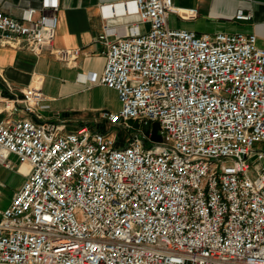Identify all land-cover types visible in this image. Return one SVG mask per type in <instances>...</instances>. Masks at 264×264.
I'll list each match as a JSON object with an SVG mask.
<instances>
[{
  "label": "built area",
  "instance_id": "built-area-1",
  "mask_svg": "<svg viewBox=\"0 0 264 264\" xmlns=\"http://www.w3.org/2000/svg\"><path fill=\"white\" fill-rule=\"evenodd\" d=\"M48 7L57 9L45 0ZM118 7L150 27L122 33L106 23L97 38L107 63L101 77L87 78L121 102L101 114L109 131L37 121L46 99L40 84L0 88V160L13 167L14 155L31 166L0 213V264H264L257 36L170 28L171 14H199L173 0L104 6L106 19ZM44 11L0 12V44L76 64L81 50L56 46L59 18ZM20 111L27 117L13 118ZM132 121L140 127L122 138ZM151 123L158 140L145 130Z\"/></svg>",
  "mask_w": 264,
  "mask_h": 264
},
{
  "label": "crops",
  "instance_id": "crops-1",
  "mask_svg": "<svg viewBox=\"0 0 264 264\" xmlns=\"http://www.w3.org/2000/svg\"><path fill=\"white\" fill-rule=\"evenodd\" d=\"M131 0H49L56 3L44 8L45 0H0V12L19 18L28 8L56 13L59 18L56 32V46L64 49H80L76 64L67 65L46 51L35 54L27 49H18L0 44V88L10 85L16 92L30 85L40 84L45 101L39 111V122H64L69 131L89 125L96 129L107 127L101 118L104 112L116 113L121 109L114 106L113 99L119 100L116 90L88 80L89 74L102 76L107 63V47L98 41L106 23L118 32H128L137 26L140 32L149 29V24L140 23L135 15L125 14L122 7L115 9V17L106 19L103 7L121 5ZM175 6L197 8L198 17L184 20L175 14L168 18L173 29L194 31L199 35L224 33L255 34L258 45L264 49V0H173ZM117 11V12H116ZM240 12L252 15L250 20H238ZM112 32L110 40L115 38ZM4 105L0 96V118ZM114 108V109H113ZM20 111L13 118L27 117ZM1 159V158H0ZM13 167H7L0 160V213L11 204L15 193L22 187L31 171L29 164H21L14 155L9 156ZM5 189L12 195L3 196Z\"/></svg>",
  "mask_w": 264,
  "mask_h": 264
},
{
  "label": "rangeland",
  "instance_id": "rangeland-1",
  "mask_svg": "<svg viewBox=\"0 0 264 264\" xmlns=\"http://www.w3.org/2000/svg\"><path fill=\"white\" fill-rule=\"evenodd\" d=\"M113 100H114V102H113L114 106H110L108 109H112V107H115L118 109L119 104L121 106V102L119 100H116V99H113ZM131 126H132L131 130H122L121 132H119V130L115 129V128H114V130H117L120 133L121 137L125 138L130 132L134 133L135 130L138 127H140L139 123L136 121H132ZM99 129L102 131H109V129L107 127H104V128L100 127ZM145 130L146 131L153 130L154 136H156L155 139L156 140L160 139V130L158 129L157 124L151 123L149 126L145 127ZM256 149L260 150V151H264V144H256ZM12 193H13V191L11 189H5L3 191V196H5V197L9 196L10 197L12 195Z\"/></svg>",
  "mask_w": 264,
  "mask_h": 264
},
{
  "label": "trees",
  "instance_id": "trees-1",
  "mask_svg": "<svg viewBox=\"0 0 264 264\" xmlns=\"http://www.w3.org/2000/svg\"><path fill=\"white\" fill-rule=\"evenodd\" d=\"M156 137V136H155Z\"/></svg>",
  "mask_w": 264,
  "mask_h": 264
}]
</instances>
